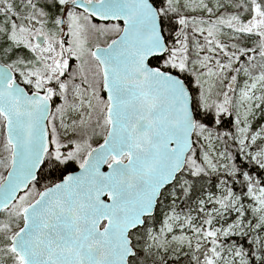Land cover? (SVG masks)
Masks as SVG:
<instances>
[{
  "label": "snow or ice",
  "instance_id": "snow-or-ice-1",
  "mask_svg": "<svg viewBox=\"0 0 264 264\" xmlns=\"http://www.w3.org/2000/svg\"><path fill=\"white\" fill-rule=\"evenodd\" d=\"M0 264H264V0H0Z\"/></svg>",
  "mask_w": 264,
  "mask_h": 264
}]
</instances>
